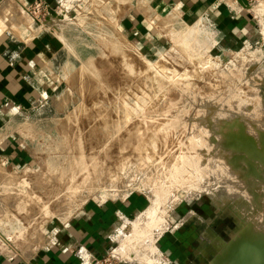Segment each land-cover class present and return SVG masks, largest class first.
Returning <instances> with one entry per match:
<instances>
[{"label": "rangeland", "instance_id": "rangeland-1", "mask_svg": "<svg viewBox=\"0 0 264 264\" xmlns=\"http://www.w3.org/2000/svg\"><path fill=\"white\" fill-rule=\"evenodd\" d=\"M117 1L116 17L104 0H74L49 22L25 7L19 32L2 36L48 35L51 54L33 110L3 109L4 132L32 158L2 167L0 253L29 256L87 204L136 194L157 224L212 207L209 264L237 239L264 244V36L223 54L173 25L149 51L126 36Z\"/></svg>", "mask_w": 264, "mask_h": 264}, {"label": "crops", "instance_id": "crops-1", "mask_svg": "<svg viewBox=\"0 0 264 264\" xmlns=\"http://www.w3.org/2000/svg\"><path fill=\"white\" fill-rule=\"evenodd\" d=\"M35 1L0 0V174H3L2 167L24 166L32 158L14 140L17 132L12 128L4 132L3 109L14 108L20 114L33 110L31 100L39 94L38 81L49 66L51 39L47 35L13 41L2 36L19 32V14L26 15L24 8ZM43 1L50 10L55 5L61 8L63 3L67 4V13L74 4V0ZM104 1L109 15L116 17L118 1ZM123 1L127 10L121 23L126 36L149 51L164 45L160 36L166 27L173 25L194 29L208 40L212 51L223 54L240 45L260 41L264 36V0L249 9L236 8L229 0ZM63 13L66 19V12ZM29 32L32 29L27 27L25 34ZM147 207L146 199L138 194L120 202L89 203L53 232L51 240L36 252L25 257L0 253V264H82L74 254L78 247L96 258L115 253L123 264H209L212 261L201 237L203 226L209 231L207 228L213 225L212 207L174 209L165 224L145 218ZM207 238V242L215 241ZM235 242L232 248L228 247L221 264H264L261 239L249 244H241L238 239Z\"/></svg>", "mask_w": 264, "mask_h": 264}, {"label": "built area", "instance_id": "built-area-1", "mask_svg": "<svg viewBox=\"0 0 264 264\" xmlns=\"http://www.w3.org/2000/svg\"><path fill=\"white\" fill-rule=\"evenodd\" d=\"M231 5L236 8H241L242 6L246 9L255 7L262 0H229ZM243 3V5L241 4ZM50 8L43 0L35 1L28 8V13L30 16L38 22L44 21L49 15ZM74 254L81 259L82 264H123L122 260L115 254L110 253L109 255L101 258L92 257L88 252L81 247H78ZM89 258V263H86L85 258Z\"/></svg>", "mask_w": 264, "mask_h": 264}, {"label": "water", "instance_id": "water-1", "mask_svg": "<svg viewBox=\"0 0 264 264\" xmlns=\"http://www.w3.org/2000/svg\"><path fill=\"white\" fill-rule=\"evenodd\" d=\"M241 4L243 5L242 2H241ZM49 15H50L51 17H53V18H56V19H59V20H64V15H62V16H58V14L56 13V11H55L54 9H51V10L49 11ZM45 20H46V22H49V21H50V18L47 17Z\"/></svg>", "mask_w": 264, "mask_h": 264}, {"label": "bare ground", "instance_id": "bare-ground-1", "mask_svg": "<svg viewBox=\"0 0 264 264\" xmlns=\"http://www.w3.org/2000/svg\"><path fill=\"white\" fill-rule=\"evenodd\" d=\"M163 224H164V223H163ZM245 236H246V235H245ZM248 236H249V235H248ZM126 239H127V238H126ZM249 239H250V238H249ZM131 240H133V239H131ZM255 256H256V255H255ZM260 256H261V255H260ZM260 256H258V257H260ZM261 257L264 259L263 256H261ZM86 258H87V259H86ZM86 258H85V261L89 263V258H88V257H86ZM257 259H258V258H257ZM257 259H256V260H257Z\"/></svg>", "mask_w": 264, "mask_h": 264}]
</instances>
